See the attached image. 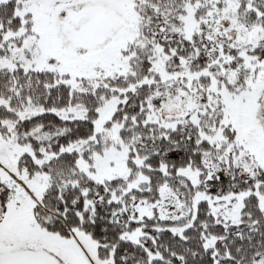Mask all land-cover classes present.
Returning <instances> with one entry per match:
<instances>
[{
	"label": "snow or ice",
	"instance_id": "1",
	"mask_svg": "<svg viewBox=\"0 0 264 264\" xmlns=\"http://www.w3.org/2000/svg\"><path fill=\"white\" fill-rule=\"evenodd\" d=\"M0 264H264V0H0Z\"/></svg>",
	"mask_w": 264,
	"mask_h": 264
}]
</instances>
